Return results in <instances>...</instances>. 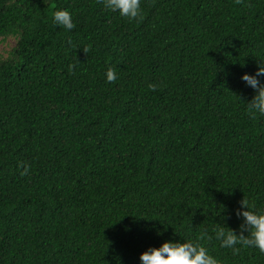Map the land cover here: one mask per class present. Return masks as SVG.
Wrapping results in <instances>:
<instances>
[{
    "label": "trees",
    "instance_id": "16d2710c",
    "mask_svg": "<svg viewBox=\"0 0 264 264\" xmlns=\"http://www.w3.org/2000/svg\"><path fill=\"white\" fill-rule=\"evenodd\" d=\"M141 9L0 0L14 40L0 54V264H140L166 239L237 229L243 198L264 209V115H248L240 79L264 63V0ZM206 244L223 264H264L256 247Z\"/></svg>",
    "mask_w": 264,
    "mask_h": 264
},
{
    "label": "clouds",
    "instance_id": "9594fccd",
    "mask_svg": "<svg viewBox=\"0 0 264 264\" xmlns=\"http://www.w3.org/2000/svg\"><path fill=\"white\" fill-rule=\"evenodd\" d=\"M102 3L106 9L129 19L140 18L142 13L141 0H102ZM52 18L56 26L62 25L65 29L74 27L72 13L67 8H56ZM105 78L108 81L115 80L116 70L107 68ZM262 78H264V63H258L253 73L244 72L240 76V79L254 90L251 98L244 101L248 115L253 118L257 114L264 115V79ZM150 86L154 87V85ZM28 170L29 165L23 163L20 174L24 175ZM239 205L235 214L242 220L237 229L217 223L211 235L202 229L196 238L166 239L159 246H148L142 251L139 254L140 264H223L222 260L208 250L206 241L212 238L219 242L220 247L231 248L233 252L238 250L236 247L238 244L256 247L264 252V209L255 207L245 198L239 201Z\"/></svg>",
    "mask_w": 264,
    "mask_h": 264
},
{
    "label": "rangeland",
    "instance_id": "374dc122",
    "mask_svg": "<svg viewBox=\"0 0 264 264\" xmlns=\"http://www.w3.org/2000/svg\"><path fill=\"white\" fill-rule=\"evenodd\" d=\"M14 44L12 38H7L6 40L1 39L0 37V54H4L5 50Z\"/></svg>",
    "mask_w": 264,
    "mask_h": 264
}]
</instances>
